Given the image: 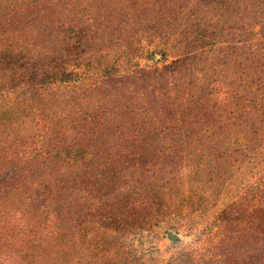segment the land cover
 <instances>
[{
    "label": "rangeland",
    "instance_id": "374dc122",
    "mask_svg": "<svg viewBox=\"0 0 264 264\" xmlns=\"http://www.w3.org/2000/svg\"><path fill=\"white\" fill-rule=\"evenodd\" d=\"M81 21L89 24L83 25L85 34L79 29L78 39L68 45L62 30L71 32L70 25ZM30 27H45L47 47L53 42L51 50H59L54 61L41 59L38 66L51 76L50 85L44 83L48 92L79 95L77 110L86 109V100L91 114L111 127L110 133L100 132V142L108 145L83 146L91 161L64 162L65 170L83 165L90 175L97 169L107 174L99 186L88 181L89 174L76 185L67 182L71 193L64 199L71 195L72 205L76 196H95L96 202L83 217L82 232L74 221L62 244L57 241L56 251L73 254L66 261L126 264L118 263L123 251L122 257L135 255V264H173L185 253L202 256L210 247L221 251L230 245L228 229L243 227L242 220L227 218L232 214H252L249 225L253 212L264 218L259 186L264 184V0H0V29ZM11 68L0 61L2 72ZM65 69L76 76L73 81L53 84ZM31 111L24 102L14 112L9 93L0 95L1 149L10 132L30 129ZM50 174L51 196L61 200L64 194L56 189L63 178L55 182ZM226 181H235L237 192L243 188L232 201ZM122 195L130 203L153 200L143 219H132L131 235L125 232L127 218L116 233L110 220L118 208L114 200ZM20 196L7 204V219L29 203L26 194ZM263 227L261 222L248 229L251 240L239 232L238 242L251 241L257 250ZM68 240L71 245L63 249ZM17 248L24 251V244ZM17 254V261L24 256ZM228 254L214 253L213 259L209 254L202 261L222 264Z\"/></svg>",
    "mask_w": 264,
    "mask_h": 264
},
{
    "label": "trees",
    "instance_id": "16d2710c",
    "mask_svg": "<svg viewBox=\"0 0 264 264\" xmlns=\"http://www.w3.org/2000/svg\"><path fill=\"white\" fill-rule=\"evenodd\" d=\"M83 25L87 27L89 24L81 21L78 25L77 22H74V24L70 25L71 32H67L65 29L62 30L65 34L68 33L67 37L70 40L67 43L68 45H71L72 41H76L80 33L85 34L87 28L83 29ZM79 29L82 30L80 33ZM48 34L49 31L45 30V27L0 29V61L5 60L9 65H12L9 72L0 70V95L5 92L9 93L10 109L14 110V112L19 110L20 107L22 108L24 102H26L27 106L30 104L34 107V111H31L32 118H30V125L32 126L26 130V134L14 135L10 132L8 136L9 142L6 147L0 148V264H75L73 259L65 260L66 257L73 256L71 251L65 249L68 245H71L72 240H68L67 244L62 245L65 250L61 253L55 249L60 247V245L58 247L57 241L62 244L63 238L67 237V233L65 234L66 229L69 230L74 221L78 223V228L82 232L81 229L84 227L83 217L85 219L88 214L90 216L89 212L94 206L92 203L96 202V198L95 196H91V198H85L84 196V199L82 197L79 199L76 196L77 200L74 199L73 205L71 203V195L66 196L64 199L70 185L67 182L72 181V185H76L79 181L84 182L85 180L82 177L89 174L88 171H90V168H84L83 165H78L76 168L69 167V169L65 170L63 168L64 162L71 160L77 163V161H83L86 157H91L92 154L82 151L83 146L88 147L91 141L99 143L101 139L100 132H102V136L106 131L108 133L111 132V127L108 128L110 122L103 120V117L102 119L101 117L99 118L96 114H91L93 111L90 112L89 102L85 100L87 97L85 98L84 96L82 98V101L85 100L84 106L87 110L83 108L82 110H77L78 102H80L79 95L75 97L65 96L59 94V92L58 94L48 92V87L44 83L47 82V85H50L51 76H46L38 66L42 64L40 62L41 59H52L54 61L57 58L56 52H59V50H51L53 42L51 44L48 43L47 47V40L45 39ZM63 53L67 55V52L62 48ZM5 73L8 74L6 75ZM5 75L7 76L6 80L4 79ZM75 77L73 73H67L65 69L61 76L58 74L54 76L53 84L56 82L67 84L72 82ZM37 86H41L39 87L41 89L37 88ZM86 96H89V94ZM66 105L73 109L65 112L63 109ZM46 108H50V112ZM110 137L109 134L107 138ZM101 143L103 145L107 144V142L103 141ZM95 156L98 157V155ZM89 159L91 161V158ZM53 164L58 167L48 170L49 166L51 169ZM49 174L50 176L53 175L55 182L57 177L58 179L60 177L63 178L61 180L63 183L61 184L58 181L61 186L56 189L57 193L60 190L62 195L64 194L61 200L51 196L54 189H50L51 179L48 177ZM89 176L88 181L94 182L95 186H99L103 181L101 179H105L107 174L97 169ZM226 183L228 185V193L230 191L234 193L233 198H231L232 201L243 191V188L237 192L238 185L235 181H226ZM259 186L264 187V184ZM45 188L47 190L44 192ZM71 189L73 191L76 187L73 186ZM69 191L71 193V190ZM23 194H26V203L28 201L29 203H27V206L25 205L24 210H15V213L7 219L9 215L7 204L9 205L16 201V198ZM122 196L115 198L114 201L118 208H116V213L111 215L110 220L113 221L114 227H116L114 228V233H116L122 228V221L127 218L128 222L126 225L128 228L125 229V232L126 235H131L134 234L132 219H143L145 210L149 211L151 209L150 200L151 202L153 200L150 198L148 201L149 205H145L139 200H130L131 203L127 202V199ZM260 203L264 207V201H260ZM232 206L231 203L227 208L232 209ZM53 210L57 211L56 214ZM253 213L254 221L252 225H249V219H252V214L242 215L234 213L227 217L230 221L242 220L243 227L241 229L232 227L230 230L228 229L231 239L229 242L231 244L220 246L221 251H214L210 247L207 252L202 253V256L198 251L188 252L183 254L181 259H178L173 264H196L198 260L197 264H214L215 262L210 261L211 259L205 263L202 259L209 254L213 259L212 255L214 253L216 255V253L222 251L229 252L222 264H264V240H260V238L257 240V250L253 248L251 241H248L249 244L244 245L238 242L237 234L239 232L251 240L252 234L249 230L254 225L264 222V218L260 219L256 216V212ZM223 215L225 216L226 214L224 213ZM71 229H73V226ZM17 230L18 233L20 232L19 234H17ZM257 234L264 237V227ZM25 239L26 241H24ZM23 244L24 251L17 250L19 245H22L23 248ZM17 251V255L22 253L24 255L18 261L16 260ZM46 251H50V260L45 257V254H48ZM114 253L115 249L110 251L112 258ZM129 253L125 252L122 257V251L121 259H119L118 263L126 261V264H135L137 262L133 260L135 255ZM110 261L112 262L109 264H117L113 259ZM137 264H149V261Z\"/></svg>",
    "mask_w": 264,
    "mask_h": 264
}]
</instances>
